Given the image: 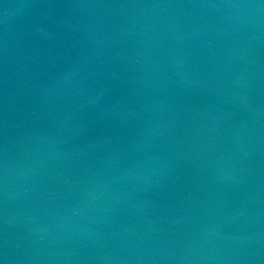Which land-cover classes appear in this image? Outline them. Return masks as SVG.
<instances>
[{"label": "water", "instance_id": "1", "mask_svg": "<svg viewBox=\"0 0 264 264\" xmlns=\"http://www.w3.org/2000/svg\"><path fill=\"white\" fill-rule=\"evenodd\" d=\"M0 264H264V0H0Z\"/></svg>", "mask_w": 264, "mask_h": 264}]
</instances>
